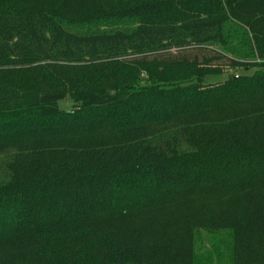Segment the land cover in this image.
Listing matches in <instances>:
<instances>
[{
	"label": "trees",
	"instance_id": "16d2710c",
	"mask_svg": "<svg viewBox=\"0 0 264 264\" xmlns=\"http://www.w3.org/2000/svg\"><path fill=\"white\" fill-rule=\"evenodd\" d=\"M198 230L264 264V0H0V264H220Z\"/></svg>",
	"mask_w": 264,
	"mask_h": 264
},
{
	"label": "rangeland",
	"instance_id": "374dc122",
	"mask_svg": "<svg viewBox=\"0 0 264 264\" xmlns=\"http://www.w3.org/2000/svg\"><path fill=\"white\" fill-rule=\"evenodd\" d=\"M237 71V70H236ZM226 78V72L210 81H222ZM71 106L69 100L61 101L59 107L63 110H68ZM231 247V240L227 231L209 232L206 230H198L195 241V254L197 257L210 258L216 261L218 253L221 255L220 264H226L228 261L229 249Z\"/></svg>",
	"mask_w": 264,
	"mask_h": 264
}]
</instances>
